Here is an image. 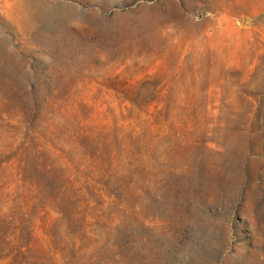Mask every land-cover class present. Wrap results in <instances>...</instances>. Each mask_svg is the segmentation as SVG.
Returning a JSON list of instances; mask_svg holds the SVG:
<instances>
[{
	"label": "rangeland",
	"instance_id": "1",
	"mask_svg": "<svg viewBox=\"0 0 264 264\" xmlns=\"http://www.w3.org/2000/svg\"><path fill=\"white\" fill-rule=\"evenodd\" d=\"M0 264H264V0H0Z\"/></svg>",
	"mask_w": 264,
	"mask_h": 264
}]
</instances>
